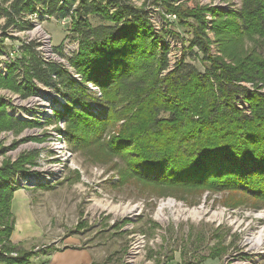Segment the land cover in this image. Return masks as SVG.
Masks as SVG:
<instances>
[{"label": "trees", "instance_id": "1", "mask_svg": "<svg viewBox=\"0 0 264 264\" xmlns=\"http://www.w3.org/2000/svg\"><path fill=\"white\" fill-rule=\"evenodd\" d=\"M157 4L177 16V25L186 24L183 15L193 20L187 24L192 37L172 66L166 41L171 31L155 29L149 11L129 0H0L2 28L27 29L30 23L23 17L39 11L69 19L78 43L71 56L57 51L69 68L41 58L32 41L21 43L20 56L0 74V83H12L22 98L37 93L40 85L61 93L67 102L65 121L73 126L67 140L75 148L93 141L78 139L76 133L96 134L112 116L123 120L118 137L104 144L127 162L125 179L159 186L237 188L264 196V58L249 50L236 60L239 52L228 54L219 45L230 58L227 63L211 53L207 35L209 27L217 41L222 34L246 31L264 39V0H244L240 10L215 15V24L204 17L213 8L185 12L172 1ZM90 16L102 22L93 25ZM194 48L205 62L203 71L187 60ZM17 67L23 79L16 78ZM239 98L245 106L237 104ZM9 121L31 123L12 117ZM127 146L131 149L123 154ZM9 169L0 175V264H28L34 253L10 241L15 223L10 201L19 187L11 182Z\"/></svg>", "mask_w": 264, "mask_h": 264}, {"label": "rangeland", "instance_id": "2", "mask_svg": "<svg viewBox=\"0 0 264 264\" xmlns=\"http://www.w3.org/2000/svg\"><path fill=\"white\" fill-rule=\"evenodd\" d=\"M129 1L149 11L155 29L171 31L166 41L172 66L181 56L183 43L187 46L192 37V27L187 24H193V20L183 15L181 20L186 24L177 25V16L157 4L161 0ZM168 1L185 12L213 8L214 12H206L204 17L215 24L219 22L215 15L240 10L244 0ZM23 20L30 26L20 30L2 28L5 22L0 18V74H6L8 66L20 56L21 43L29 41L41 58L69 68L66 57L78 49L70 20L46 17L39 11ZM90 22L97 25L102 21L90 16ZM207 35L211 53L227 63L230 58L219 45L228 54L239 52L236 60L249 50L264 58V39L255 33H225L217 41L208 27ZM58 50L66 57H61ZM195 51L187 60L203 71L205 62ZM19 68L14 74L20 80L24 73ZM244 85L252 87L250 83ZM12 86L0 83V110H4L0 118V175L11 168L13 185L31 196V212L43 233L32 237L27 246H18L32 251L31 257L47 254L51 247L52 251L66 238H73L76 246L88 248L90 253L79 259L84 262L92 258L90 264H165L174 255L182 264H264V196L249 195L237 188L159 186L135 177L125 179L129 175L127 162L119 154L110 153L104 144L118 137L123 120L112 116L100 124L96 134L76 133L78 139L93 141L75 148L74 142L67 140L66 132L73 126L65 121L67 102L61 93L40 85L37 93L22 98ZM87 86L100 95L92 83ZM243 103L239 98L237 104L243 107ZM93 112L100 114L98 108ZM11 117L31 123L14 125ZM126 148L123 154L131 149ZM122 175L123 181L119 179ZM133 205L135 210H126ZM159 208L164 219L157 217ZM196 211L202 212L200 217L194 214ZM261 234L263 242L256 244ZM42 263L40 259L30 264Z\"/></svg>", "mask_w": 264, "mask_h": 264}, {"label": "crops", "instance_id": "3", "mask_svg": "<svg viewBox=\"0 0 264 264\" xmlns=\"http://www.w3.org/2000/svg\"><path fill=\"white\" fill-rule=\"evenodd\" d=\"M31 196L25 189H17L13 192L10 201V211L14 215L15 223L14 229L10 235V241L13 244L19 246H27L31 238H38L42 236V227L36 223L35 217L31 212ZM68 240V241H66ZM26 242V243H25ZM65 242L61 247L52 250L49 254L42 256L31 257L29 260L30 264L32 261L42 259V264H90L92 258L80 261L79 257L85 252H88L86 246H76L73 238H66ZM25 244V245H24ZM47 262V263H46ZM165 264H182L180 257L174 255L173 259H170ZM193 264V263H190Z\"/></svg>", "mask_w": 264, "mask_h": 264}, {"label": "bare ground", "instance_id": "4", "mask_svg": "<svg viewBox=\"0 0 264 264\" xmlns=\"http://www.w3.org/2000/svg\"><path fill=\"white\" fill-rule=\"evenodd\" d=\"M135 208H136V205L129 206V207L127 206L126 210L127 211H133V210H135ZM160 209L161 208H159L158 211H157V214H158L157 217H159L160 219H164L163 214L161 213ZM194 214L196 216L200 217L202 212L201 211H196ZM262 238H263V234L259 235L258 238L256 239L255 243L256 244H260V242L262 241Z\"/></svg>", "mask_w": 264, "mask_h": 264}, {"label": "built area", "instance_id": "5", "mask_svg": "<svg viewBox=\"0 0 264 264\" xmlns=\"http://www.w3.org/2000/svg\"><path fill=\"white\" fill-rule=\"evenodd\" d=\"M63 20H65V19H63Z\"/></svg>", "mask_w": 264, "mask_h": 264}]
</instances>
